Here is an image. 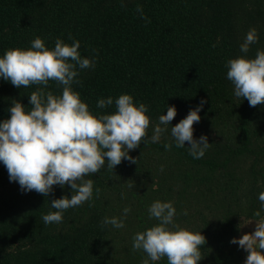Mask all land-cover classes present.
Masks as SVG:
<instances>
[{"label":"trees","instance_id":"1","mask_svg":"<svg viewBox=\"0 0 264 264\" xmlns=\"http://www.w3.org/2000/svg\"><path fill=\"white\" fill-rule=\"evenodd\" d=\"M253 27L259 39L250 58L264 50V0H0V56L29 48L37 36L49 48L58 38L79 40L81 56L95 66L78 70L80 83L72 87L90 111L113 112L115 99L130 94L148 106L150 137L168 106L177 108L174 126L205 99L194 136L207 135L211 143L201 159L189 155L187 145L177 148L170 132L158 143H142L130 151L138 164L124 160L87 177L94 181L92 199L50 225L41 217L55 211L51 199L72 195L70 187L54 186L47 198L22 192L0 162V264H142L147 255L132 251L133 236L157 223L148 213L156 200L173 202L174 224L205 235L199 264H244L247 253L230 241L261 207L264 105L250 107L235 97L226 63L242 55ZM37 87L16 88L0 78V122L10 118L13 99L30 110L29 94ZM46 90L60 95L62 86L50 81ZM108 97L113 105L98 109V100ZM105 217L123 218L124 227L102 228Z\"/></svg>","mask_w":264,"mask_h":264},{"label":"clouds","instance_id":"2","mask_svg":"<svg viewBox=\"0 0 264 264\" xmlns=\"http://www.w3.org/2000/svg\"><path fill=\"white\" fill-rule=\"evenodd\" d=\"M137 12L150 23L142 7L138 6ZM258 39L257 29L251 28L240 45L242 55L226 63L227 79L234 86L235 97L247 100L250 107L264 105V50H257L254 58L247 55ZM80 47L79 40L66 43L58 38L54 48H49L37 36L29 48H10L0 56V78L16 88L38 86L29 94L30 110L20 100L13 99L8 109L10 118L0 122V162L7 169L10 182H17L22 192L35 191L46 198L57 185L70 187L72 191L70 197L51 199L55 211L41 217L44 225L61 223L66 210L92 199L94 181L87 177L105 167L112 171L124 160L138 164V158L132 157L130 151L142 143H158L164 133L170 132L176 147L187 145L189 155L195 159L203 158L211 147L207 135L198 139L194 136V124L201 120L205 99L174 126L177 108L168 106L166 114L158 117L150 137L148 106L137 105L130 94L115 99L113 112L97 115L90 111L72 87L80 83L78 70L95 66L92 58L81 56ZM50 81L62 86L60 95L46 90ZM112 105L113 98L108 97L99 99L96 106L106 109ZM164 147L171 150V142ZM95 191L99 194L101 190ZM259 201L261 207L254 212L256 219L252 220L255 230L230 241L247 253L244 264H264V192L259 194ZM130 211L124 208L125 218ZM148 213L157 223L137 232L132 243L133 252L142 250L147 255L142 264L162 258L167 259V264H199L203 259L201 247L207 243L202 231L174 224L176 208L171 201H154ZM183 214L188 213L185 210ZM105 225L120 229L124 227V219L105 217L101 227Z\"/></svg>","mask_w":264,"mask_h":264},{"label":"rangeland","instance_id":"3","mask_svg":"<svg viewBox=\"0 0 264 264\" xmlns=\"http://www.w3.org/2000/svg\"><path fill=\"white\" fill-rule=\"evenodd\" d=\"M254 230H255V222H251V223L248 224V227L244 228L243 234L248 233V232H252Z\"/></svg>","mask_w":264,"mask_h":264}]
</instances>
